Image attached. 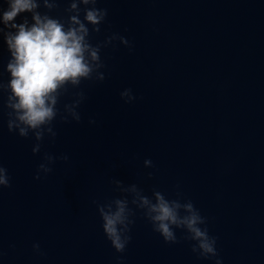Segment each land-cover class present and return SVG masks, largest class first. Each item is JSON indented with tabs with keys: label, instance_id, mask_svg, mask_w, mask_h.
Wrapping results in <instances>:
<instances>
[{
	"label": "water",
	"instance_id": "95a60500",
	"mask_svg": "<svg viewBox=\"0 0 264 264\" xmlns=\"http://www.w3.org/2000/svg\"><path fill=\"white\" fill-rule=\"evenodd\" d=\"M99 6L109 14L96 39L119 32L134 50L102 52L106 79L85 82L81 122H57L55 143L45 140L33 155L34 141L10 134L4 118L0 155L11 187L0 192V264H117L121 254L92 203L116 195L113 178L148 194L179 184L208 218L223 264H264V0ZM8 56L0 40L5 65ZM125 88L135 102L121 100ZM44 152L69 161L36 180ZM131 235L122 264H214L186 242L165 244L139 214Z\"/></svg>",
	"mask_w": 264,
	"mask_h": 264
},
{
	"label": "clouds",
	"instance_id": "9594fccd",
	"mask_svg": "<svg viewBox=\"0 0 264 264\" xmlns=\"http://www.w3.org/2000/svg\"><path fill=\"white\" fill-rule=\"evenodd\" d=\"M103 2L0 0V40L9 54L6 65L0 58V131L6 117L10 134L34 141L33 155L41 152L45 140L55 143L57 122H81L80 108L88 98L85 82L103 83L106 79L102 52L115 50L119 45L130 53L134 50V44L119 32L96 39L109 14L107 8L99 6ZM62 4L66 6L61 13ZM65 98L70 102H63ZM120 98L126 104L138 99L131 88L123 89ZM88 123L96 121L89 119ZM57 161L67 163L69 156L44 152L34 179L47 177ZM143 164L145 168L154 167L151 159H145ZM152 175L149 172L147 177L151 179ZM111 183L116 195L92 203L105 238L121 254L116 257L117 264H122L138 214L165 244L186 242L197 259L223 264L218 237L210 233L208 218L185 197L179 184L173 193L153 186L148 194L139 183L126 184L116 178ZM10 187L11 176L0 155V192ZM177 232L181 233L179 237ZM32 249L35 254L44 255L38 242L32 244ZM3 255L0 248V257Z\"/></svg>",
	"mask_w": 264,
	"mask_h": 264
}]
</instances>
